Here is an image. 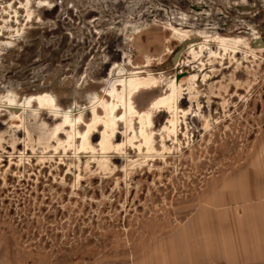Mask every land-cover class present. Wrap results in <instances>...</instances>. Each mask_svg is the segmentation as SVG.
I'll list each match as a JSON object with an SVG mask.
<instances>
[{
	"label": "rangeland",
	"instance_id": "374dc122",
	"mask_svg": "<svg viewBox=\"0 0 264 264\" xmlns=\"http://www.w3.org/2000/svg\"><path fill=\"white\" fill-rule=\"evenodd\" d=\"M263 29L264 0H0V264H238L204 251L263 145Z\"/></svg>",
	"mask_w": 264,
	"mask_h": 264
},
{
	"label": "crops",
	"instance_id": "0c3cea01",
	"mask_svg": "<svg viewBox=\"0 0 264 264\" xmlns=\"http://www.w3.org/2000/svg\"><path fill=\"white\" fill-rule=\"evenodd\" d=\"M261 142L258 158L245 176L222 182L220 202L215 205L221 214L215 220L214 250L204 251L213 253L211 262L217 260L214 254L220 253L226 262H233L230 255L237 254L238 264H264V136Z\"/></svg>",
	"mask_w": 264,
	"mask_h": 264
},
{
	"label": "water",
	"instance_id": "95a60500",
	"mask_svg": "<svg viewBox=\"0 0 264 264\" xmlns=\"http://www.w3.org/2000/svg\"><path fill=\"white\" fill-rule=\"evenodd\" d=\"M202 7V6H201ZM201 7L195 6L194 10L196 12V9H200ZM207 8V7H206ZM239 12L241 13H251L253 11V7H248V6H243L240 7L238 9ZM197 13V12H196ZM261 34V33H260ZM262 34L263 36H256L251 40V46L254 49H263L264 50V29L262 30ZM195 40H190V41H186L183 44H181V46L179 47V49L173 54V62L172 65H176L177 61L181 55V53L183 52V49L190 44L191 42H194ZM171 64H168L167 66H170Z\"/></svg>",
	"mask_w": 264,
	"mask_h": 264
},
{
	"label": "bare ground",
	"instance_id": "6f19581e",
	"mask_svg": "<svg viewBox=\"0 0 264 264\" xmlns=\"http://www.w3.org/2000/svg\"><path fill=\"white\" fill-rule=\"evenodd\" d=\"M152 82H154V79L153 78H139L138 76H132L131 78H130V80L129 81H127V82H125V84H124V89L125 90H128V89H132V88H135V87H137V86H139V85H145V86H147V85H149V84H151ZM154 85V84H153ZM152 85V86H153ZM150 86V85H149ZM149 86H147V87H149ZM175 86V85H174ZM144 87V86H143ZM49 98H51L50 96H38V97H33V100L34 101H36V102H38L39 104H41V105H44L45 103H50V100H49ZM32 100V101H33ZM125 102H126V100H125ZM161 102V101H160ZM51 103H52V101H51ZM132 105V104H131ZM156 105V104H155ZM13 106V105H12ZM127 103H126V108H127ZM133 106V105H132ZM148 141V140H147ZM102 143H104V139H103V141H102ZM104 145V144H103Z\"/></svg>",
	"mask_w": 264,
	"mask_h": 264
}]
</instances>
